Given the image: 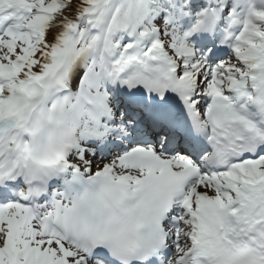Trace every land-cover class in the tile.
I'll return each instance as SVG.
<instances>
[{
  "label": "snow or ice",
  "instance_id": "1",
  "mask_svg": "<svg viewBox=\"0 0 264 264\" xmlns=\"http://www.w3.org/2000/svg\"><path fill=\"white\" fill-rule=\"evenodd\" d=\"M0 264H264V0H0Z\"/></svg>",
  "mask_w": 264,
  "mask_h": 264
}]
</instances>
